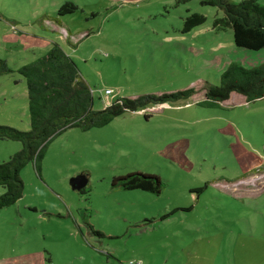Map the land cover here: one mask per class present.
<instances>
[{"label": "rangeland", "instance_id": "obj_1", "mask_svg": "<svg viewBox=\"0 0 264 264\" xmlns=\"http://www.w3.org/2000/svg\"><path fill=\"white\" fill-rule=\"evenodd\" d=\"M66 2L78 10L59 16ZM195 12L206 22L183 33ZM223 15L199 0H0V57L15 71L0 75V124L30 129L17 70L54 42L76 60L94 109L197 90L57 136L40 172L33 162L22 169L23 196L0 210V264H264V98L233 92L200 103L231 63H264V48L239 47L233 29H215ZM22 147L0 138V163ZM132 172L159 176L163 189L114 185Z\"/></svg>", "mask_w": 264, "mask_h": 264}, {"label": "trees", "instance_id": "obj_2", "mask_svg": "<svg viewBox=\"0 0 264 264\" xmlns=\"http://www.w3.org/2000/svg\"><path fill=\"white\" fill-rule=\"evenodd\" d=\"M192 0H177L178 4ZM203 5L215 6L224 15L216 18L217 31L233 29L235 44L252 50L264 48V5L258 0H199ZM78 10L72 2L60 6L57 14L64 16ZM207 17L201 13L187 16L183 33L203 25ZM8 62L0 57V75L11 74ZM19 72L26 80L30 129L21 130L0 124V138L20 141L22 149L8 160L0 163V186L5 188L0 195V210L15 204L24 193L22 169L33 162L38 172L48 145L64 131L80 128L83 131L104 127L127 111H135L149 104H164L188 99L197 90L189 87L171 93L144 94L136 98L122 97L102 109H94L91 86L82 77L76 60L66 49L54 42L52 47L35 61L23 65ZM206 99L203 105H214L231 97L233 92L245 96L248 102L264 98V63L244 67L231 63L222 72L219 84H205ZM114 185L124 189H140L160 193L164 183L159 176L132 172L114 179Z\"/></svg>", "mask_w": 264, "mask_h": 264}, {"label": "water", "instance_id": "obj_3", "mask_svg": "<svg viewBox=\"0 0 264 264\" xmlns=\"http://www.w3.org/2000/svg\"><path fill=\"white\" fill-rule=\"evenodd\" d=\"M73 185L75 187H81L83 185V182H81L80 178L78 177L73 180Z\"/></svg>", "mask_w": 264, "mask_h": 264}, {"label": "built area", "instance_id": "obj_4", "mask_svg": "<svg viewBox=\"0 0 264 264\" xmlns=\"http://www.w3.org/2000/svg\"><path fill=\"white\" fill-rule=\"evenodd\" d=\"M92 92H93V90H92ZM105 93L107 94V96L112 95L113 94V90L112 89H107Z\"/></svg>", "mask_w": 264, "mask_h": 264}, {"label": "crops", "instance_id": "obj_5", "mask_svg": "<svg viewBox=\"0 0 264 264\" xmlns=\"http://www.w3.org/2000/svg\"><path fill=\"white\" fill-rule=\"evenodd\" d=\"M60 20V19H59ZM61 23V20L59 21ZM62 27V26H61ZM199 27V26H198ZM63 28V27H62ZM197 28V27H196ZM64 29V28H63ZM68 34V33H67ZM71 34V33H70ZM72 35V34H71ZM67 51V50H66ZM70 54V53H69ZM28 93V92H27Z\"/></svg>", "mask_w": 264, "mask_h": 264}]
</instances>
